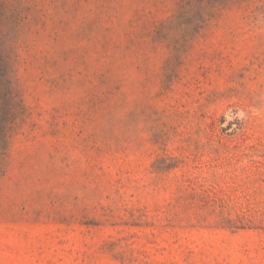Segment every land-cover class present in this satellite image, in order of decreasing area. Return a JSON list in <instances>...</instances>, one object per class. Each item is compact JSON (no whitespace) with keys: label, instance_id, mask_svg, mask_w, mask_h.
<instances>
[{"label":"rangeland","instance_id":"1","mask_svg":"<svg viewBox=\"0 0 264 264\" xmlns=\"http://www.w3.org/2000/svg\"><path fill=\"white\" fill-rule=\"evenodd\" d=\"M1 60L0 264H264V0H0Z\"/></svg>","mask_w":264,"mask_h":264},{"label":"trees","instance_id":"2","mask_svg":"<svg viewBox=\"0 0 264 264\" xmlns=\"http://www.w3.org/2000/svg\"><path fill=\"white\" fill-rule=\"evenodd\" d=\"M2 62V60H1ZM6 66L2 64L0 65V86L1 85H6L7 90H3L4 93L2 92V95L0 94V98L2 99V102L0 104V147H3L7 143V131L9 130V123H10V118H9V111H8V106L7 103L5 102L7 92H8V86L10 82L6 80L5 76V70Z\"/></svg>","mask_w":264,"mask_h":264}]
</instances>
